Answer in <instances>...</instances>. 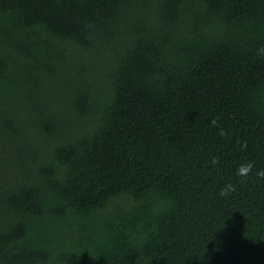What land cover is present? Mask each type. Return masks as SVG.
<instances>
[{
	"label": "trees",
	"instance_id": "obj_1",
	"mask_svg": "<svg viewBox=\"0 0 264 264\" xmlns=\"http://www.w3.org/2000/svg\"><path fill=\"white\" fill-rule=\"evenodd\" d=\"M261 47L264 0H0V264H264Z\"/></svg>",
	"mask_w": 264,
	"mask_h": 264
},
{
	"label": "clouds",
	"instance_id": "obj_2",
	"mask_svg": "<svg viewBox=\"0 0 264 264\" xmlns=\"http://www.w3.org/2000/svg\"><path fill=\"white\" fill-rule=\"evenodd\" d=\"M257 55L264 57V47L257 49ZM211 124L213 126L219 127V125L217 124V119H213L211 121ZM219 135L222 137L227 135L226 130H224L223 128H220ZM240 147H241V150L245 149L247 147V143L242 142L240 144ZM219 163L220 161L218 157L212 158L211 160L212 165H218ZM253 167L254 165L251 161L243 162L237 167L235 174L239 177L247 178L252 173ZM255 175L257 178L264 179V169L257 171ZM235 190H236L235 185L232 183H228L220 189L219 196L227 197L229 196L230 193L234 192Z\"/></svg>",
	"mask_w": 264,
	"mask_h": 264
}]
</instances>
